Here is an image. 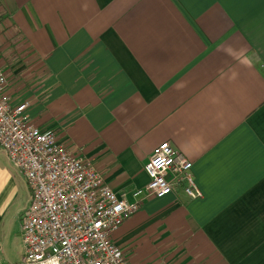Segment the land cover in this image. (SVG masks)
<instances>
[{"label":"crops","instance_id":"1","mask_svg":"<svg viewBox=\"0 0 264 264\" xmlns=\"http://www.w3.org/2000/svg\"><path fill=\"white\" fill-rule=\"evenodd\" d=\"M0 69L129 201L159 143L192 162L202 197L147 198L112 234L129 264H264V0H0ZM29 198L0 147L4 261Z\"/></svg>","mask_w":264,"mask_h":264},{"label":"built area","instance_id":"2","mask_svg":"<svg viewBox=\"0 0 264 264\" xmlns=\"http://www.w3.org/2000/svg\"><path fill=\"white\" fill-rule=\"evenodd\" d=\"M8 84L0 69V147L24 174L30 198L21 217L22 257L14 263L0 257V264H129L112 234L143 200L175 192L202 197L192 162L163 141L144 164L147 184L129 201L89 158L32 122L25 113L28 103L14 104Z\"/></svg>","mask_w":264,"mask_h":264}]
</instances>
